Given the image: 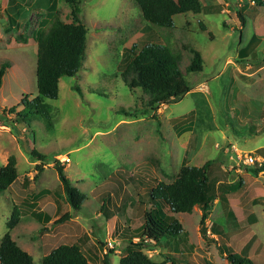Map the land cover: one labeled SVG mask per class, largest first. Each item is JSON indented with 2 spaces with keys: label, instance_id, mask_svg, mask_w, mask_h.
<instances>
[{
  "label": "rangeland",
  "instance_id": "obj_1",
  "mask_svg": "<svg viewBox=\"0 0 264 264\" xmlns=\"http://www.w3.org/2000/svg\"><path fill=\"white\" fill-rule=\"evenodd\" d=\"M200 3V13L175 15L174 28L167 29L145 22L133 0H82L79 16L87 28L82 66L76 75L59 79L56 99H45L51 106L48 116L33 113L27 120L11 114L10 108L19 104L16 110L22 109L23 98L37 96V30L44 20L70 22V8L64 0H0V64L10 65L0 88V165L14 155L18 171L16 180L0 192V241L8 234L36 264L63 243L78 244L95 264H103L105 254L110 264H119L129 231L136 235L143 222L146 189L156 181L171 182L185 165L210 161V193L215 197L218 182L242 178L243 184L228 196L235 223L223 216L215 198L203 225L205 238L198 206L175 214L187 232V245H192L193 264H230L219 244L244 253L253 264H264V173L250 175L246 168L253 166L239 169L225 152L230 143L261 157L264 150V0ZM254 33L261 42L246 53ZM133 43L135 51L153 43L176 53L190 91L176 103L143 113L147 96L130 88L121 75ZM189 48L203 57L200 72L186 71ZM32 148L44 156L37 174ZM55 159L84 195L79 210L66 200ZM126 176L135 177L125 182ZM113 179L123 187L102 197ZM125 193L129 200L122 212L116 206ZM103 198L116 214L107 221L100 210ZM66 212L70 219L52 224ZM183 246L149 243L143 252L156 264L181 262L174 250L184 251Z\"/></svg>",
  "mask_w": 264,
  "mask_h": 264
},
{
  "label": "trees",
  "instance_id": "obj_2",
  "mask_svg": "<svg viewBox=\"0 0 264 264\" xmlns=\"http://www.w3.org/2000/svg\"><path fill=\"white\" fill-rule=\"evenodd\" d=\"M70 8L71 21L65 23L58 18L48 22L44 20L42 27L37 30L36 36V89L37 96L32 99L23 98V108L16 110L12 106L10 110L14 114L30 120V114L39 117L48 116L51 106L45 99H56L58 95V83L62 77H72L77 74L82 66L86 48L87 28L80 19V3L82 0H64ZM137 5L142 19L161 28H174L173 17L175 15L192 12H201L200 0H133ZM257 5L256 1L254 2ZM263 4V3H262ZM244 24V20H241ZM260 36L253 34L246 44L244 51L252 52L260 44ZM136 44H131L127 52L130 55L127 65L122 70V77L130 88H140L147 96V111H155L160 104H172L178 102L183 95L190 91L188 81L184 78L179 68V56L165 46L146 43L135 51ZM137 49V48H136ZM192 57L186 67L187 72H200L203 67V57L195 48H189ZM135 51V52H134ZM9 62L0 64V88L3 76L9 68ZM127 76L131 78L128 80ZM74 89H77L74 87ZM13 117V116H12ZM13 123L19 124L17 118ZM264 132V127L261 128ZM184 132V131H183ZM31 157L39 164L36 165V174L42 169L44 156L32 148ZM264 158V150L261 152ZM206 161L201 166H183L178 175L171 182L156 181L155 185L146 189L148 208L143 211L142 223L136 235H132L129 226L125 231L130 235L124 254L119 259V264H156L152 258L143 252V249L153 243L154 246L165 247L172 242H182L184 249L192 250L188 244L187 232L183 230L180 221L175 214L190 213L195 206L200 210V233L206 237L203 225L210 206L215 198L222 210L223 216L235 223L236 215L230 205L229 195L237 191L243 184V179L238 178L232 182L217 183V197L210 193L211 181L209 179V163ZM53 168L62 185L67 202L72 209L79 210L84 195L78 188L72 185L70 178L64 173V165L55 159ZM246 172L252 176L264 173V161L261 165L255 163L253 167L246 168ZM36 174L33 178H36ZM16 158L10 155L4 165H0V192L5 191L17 178ZM117 177H119L117 175ZM135 176H126L134 179ZM123 180V179H122ZM107 186L102 197H110L111 194L123 187L118 179H113ZM117 185L119 188H117ZM39 193L35 195L31 207H34L39 199ZM100 210L105 220H110L116 214L106 205L102 199ZM122 204L116 206L122 212L127 206L129 196L124 194ZM24 202H27L24 200ZM70 213L66 212L52 224H61L70 219ZM47 220L48 218L46 216ZM138 234V235H137ZM120 235H122L120 233ZM124 238V236H121ZM126 237V236H125ZM136 242L132 239L137 238ZM84 239L88 241L87 236ZM174 240V241H173ZM219 252L230 264H253L252 259L244 253H235L226 244H219ZM92 248L95 247L92 245ZM109 253H113L110 250ZM177 253V252H176ZM178 254V253H177ZM96 258V252L93 253ZM176 264L174 259L168 260ZM103 264H110L108 255H103ZM0 264H36L32 257L5 234L0 241ZM40 264H95L87 257L78 244H60L45 254Z\"/></svg>",
  "mask_w": 264,
  "mask_h": 264
},
{
  "label": "built area",
  "instance_id": "obj_3",
  "mask_svg": "<svg viewBox=\"0 0 264 264\" xmlns=\"http://www.w3.org/2000/svg\"><path fill=\"white\" fill-rule=\"evenodd\" d=\"M225 152L230 153L229 158L233 161L234 165L239 169L242 166H253L255 163L261 165L262 162L264 161V158H262L259 155L253 154V152H243L239 150L233 143H230L226 146ZM112 243L113 242L111 240H108L106 242V245L112 248L114 245Z\"/></svg>",
  "mask_w": 264,
  "mask_h": 264
},
{
  "label": "crops",
  "instance_id": "obj_4",
  "mask_svg": "<svg viewBox=\"0 0 264 264\" xmlns=\"http://www.w3.org/2000/svg\"><path fill=\"white\" fill-rule=\"evenodd\" d=\"M7 161V160H6ZM230 202V200H229ZM111 204L113 205V202L111 201ZM122 204V200L120 201V203L118 205H121ZM231 205V204H230ZM232 207V206H231ZM234 211V210H233ZM122 231H119V234L121 233ZM184 251H176L174 250L175 252H177L180 257L179 258H182V261L181 262H176V264H193V258H192V250L191 251H188L187 249H184ZM151 257V256H150ZM153 260V259H152ZM154 261V260H153ZM155 262V261H154ZM156 263V262H155ZM164 264H172L170 261H166Z\"/></svg>",
  "mask_w": 264,
  "mask_h": 264
}]
</instances>
